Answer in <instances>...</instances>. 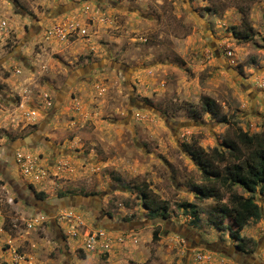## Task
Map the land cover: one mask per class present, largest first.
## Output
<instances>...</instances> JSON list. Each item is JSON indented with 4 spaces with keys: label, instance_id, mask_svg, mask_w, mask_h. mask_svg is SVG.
Returning a JSON list of instances; mask_svg holds the SVG:
<instances>
[{
    "label": "rangeland",
    "instance_id": "rangeland-1",
    "mask_svg": "<svg viewBox=\"0 0 264 264\" xmlns=\"http://www.w3.org/2000/svg\"><path fill=\"white\" fill-rule=\"evenodd\" d=\"M239 129L264 131V0H0V264H264V185L233 187L261 208L240 248L190 153Z\"/></svg>",
    "mask_w": 264,
    "mask_h": 264
},
{
    "label": "trees",
    "instance_id": "trees-1",
    "mask_svg": "<svg viewBox=\"0 0 264 264\" xmlns=\"http://www.w3.org/2000/svg\"><path fill=\"white\" fill-rule=\"evenodd\" d=\"M213 104V100L206 97L202 108L204 111H212ZM190 153L200 166L203 178L210 182V185L197 186L200 198H221L215 181L230 192L229 203L220 206L222 212L215 224L221 229H231L234 226L233 234L239 240L238 247H245L246 238L240 231L250 219L258 220L261 217V208L254 198L239 194L233 187L240 186L248 191H255L257 187L264 185V131L249 133L239 129L234 139L225 140L223 150L215 147L208 152L197 148L190 150ZM226 160L229 162L220 167L219 164ZM144 203L154 214L160 210L166 216L168 205L165 201L145 197ZM191 210L194 217L199 218V210L194 206ZM227 217L230 222L225 221ZM153 237L158 238L157 231H154Z\"/></svg>",
    "mask_w": 264,
    "mask_h": 264
},
{
    "label": "flooded vegetation",
    "instance_id": "flooded-vegetation-1",
    "mask_svg": "<svg viewBox=\"0 0 264 264\" xmlns=\"http://www.w3.org/2000/svg\"><path fill=\"white\" fill-rule=\"evenodd\" d=\"M11 155H12V153H11ZM2 166L4 168L6 167L5 164H3ZM2 172H6V170H2ZM12 188H14L16 190L17 194L21 198L26 200L27 203L34 204L36 206L45 208L46 210L54 209L56 207V206H52V205L48 204L47 202L43 201V199L40 198L39 196L35 195L34 192H33V194H32V192L30 194V192L27 189L24 190V189L19 188V186L16 183L12 182ZM76 198H77V196H76ZM94 198L95 197L93 196V194H86V195L82 196V199L78 198V200H76V202L75 201L74 202L77 205H83V204L90 205V203L95 201ZM83 200H85V201L83 202ZM32 201H33V203H32ZM100 214H101V212H100Z\"/></svg>",
    "mask_w": 264,
    "mask_h": 264
},
{
    "label": "water",
    "instance_id": "water-1",
    "mask_svg": "<svg viewBox=\"0 0 264 264\" xmlns=\"http://www.w3.org/2000/svg\"><path fill=\"white\" fill-rule=\"evenodd\" d=\"M111 64H113L116 67H122L121 64H117V63H114V62H112ZM35 138L38 140V138H40V137L36 135ZM31 140H32L31 136H26L22 142L27 143V142H29Z\"/></svg>",
    "mask_w": 264,
    "mask_h": 264
},
{
    "label": "built area",
    "instance_id": "built-area-1",
    "mask_svg": "<svg viewBox=\"0 0 264 264\" xmlns=\"http://www.w3.org/2000/svg\"><path fill=\"white\" fill-rule=\"evenodd\" d=\"M6 201L8 203H12L13 197L12 196L7 197ZM99 235H103V232L101 230H98V231L94 232L93 237H97Z\"/></svg>",
    "mask_w": 264,
    "mask_h": 264
}]
</instances>
